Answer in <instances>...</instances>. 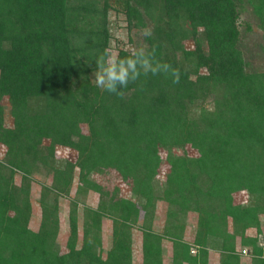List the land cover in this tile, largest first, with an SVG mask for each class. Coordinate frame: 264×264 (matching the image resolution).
I'll list each match as a JSON object with an SVG mask.
<instances>
[{"label": "trees", "instance_id": "1", "mask_svg": "<svg viewBox=\"0 0 264 264\" xmlns=\"http://www.w3.org/2000/svg\"><path fill=\"white\" fill-rule=\"evenodd\" d=\"M245 7L260 30L258 55L243 51ZM109 9L130 31L151 29L143 47L180 70L179 84L141 77L123 99L95 87L92 59L106 50ZM59 146L75 151L72 162L54 160ZM0 147V264H131L137 222L140 264H207L209 249L218 264H243L240 253L264 264V0H0ZM74 167L76 192L95 191L99 202L84 208L78 244L69 209L61 245L57 203L45 192L38 227H28L27 177L44 170L47 190L65 194ZM239 192L244 200L234 203ZM156 201L166 205L161 233L152 228ZM188 216L191 241L183 239Z\"/></svg>", "mask_w": 264, "mask_h": 264}, {"label": "rangeland", "instance_id": "2", "mask_svg": "<svg viewBox=\"0 0 264 264\" xmlns=\"http://www.w3.org/2000/svg\"><path fill=\"white\" fill-rule=\"evenodd\" d=\"M107 21H108V29H109V38L108 44L106 47V52L110 55H116L119 49H124L126 51L131 52L134 47H141L145 46L142 40L143 30H129L125 25L124 16L122 13L115 12L113 9H109L107 11ZM240 37L242 40L243 51L246 56H253L255 54L258 55L257 43L260 41V30L256 26V19L254 15L251 13L249 8L245 7L241 10L239 19H238ZM191 47L192 43L188 42L187 46ZM260 57V56H258ZM261 61V59L256 58V62ZM95 72V71H94ZM90 73V79L94 83L93 80V73ZM95 84V83H94ZM4 107V123L10 125V116L8 114V105L5 104ZM85 130V127H82ZM44 143H46L44 141ZM187 148V147H186ZM187 150L192 153L190 148ZM2 147H0V158L2 157ZM75 157V151L68 147H57L54 155V160L58 163L63 161H70L72 162ZM55 162V164H56ZM19 173H16L14 176L15 182H19ZM21 175V174H20ZM99 177V176H98ZM97 179V176L95 175ZM101 178V177H100ZM28 179V200L30 203V214L28 217V227L31 229H36L40 222V206H39V197L42 192H45L46 195L45 199L47 201H52L53 198L57 203V211H58V218H59V228L56 236V241L61 245L64 243V240L67 235V215L70 208L75 207L76 211V225H77V244L80 239L81 228H82V220L84 214V208H95L99 202V195L97 192L92 190H87L81 193L76 192L77 186V168L74 167L72 171V179L71 185L68 188L67 193H54L47 190L48 186H50V179L47 177V173L44 170H36L32 172L27 177ZM114 179V177H113ZM112 179V180H113ZM117 183L118 186L121 188L122 195H128V186L122 180L117 181L114 180V184ZM47 190V191H46ZM233 202L239 203L240 201L244 200L243 193H235L233 194ZM72 202L75 203L72 205ZM166 205L160 201L155 202L153 218H152V228L155 231L161 233L162 227L164 225V214H165ZM101 224V240L103 249H107L110 245L111 241V220L108 218H104ZM140 223L137 222L136 224L131 226L130 229V251H131V264H140V240H141V233L139 230ZM194 217L188 216L185 222L184 231H183V239L187 241H191L193 230H194ZM262 231L258 234V243L260 245H264V226L261 227ZM230 230V226L228 227ZM246 233L248 235L255 234L254 228H248ZM236 252H240L242 248L239 246L238 242H236ZM161 247L162 253L165 262H169V251H170V244L167 239L161 240ZM246 248V247H245ZM207 264H218L219 263V253L213 249L207 250ZM240 256L245 259L242 261L243 264H247V256L244 253H240Z\"/></svg>", "mask_w": 264, "mask_h": 264}, {"label": "clouds", "instance_id": "3", "mask_svg": "<svg viewBox=\"0 0 264 264\" xmlns=\"http://www.w3.org/2000/svg\"><path fill=\"white\" fill-rule=\"evenodd\" d=\"M151 35V29L143 31L145 38ZM92 60L95 64L93 73L95 87L120 99L125 97L123 90L130 83L140 81L141 77L163 75L166 79L170 78L173 84L180 83V70L168 62L159 60L155 48L134 47L124 57L110 55L105 51L96 55Z\"/></svg>", "mask_w": 264, "mask_h": 264}, {"label": "built area", "instance_id": "4", "mask_svg": "<svg viewBox=\"0 0 264 264\" xmlns=\"http://www.w3.org/2000/svg\"><path fill=\"white\" fill-rule=\"evenodd\" d=\"M241 250H242V252L245 251V249H241Z\"/></svg>", "mask_w": 264, "mask_h": 264}]
</instances>
